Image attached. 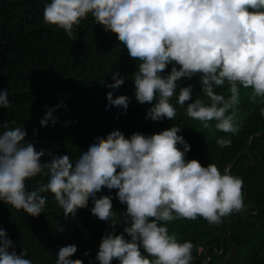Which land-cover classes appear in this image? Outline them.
<instances>
[{
    "label": "clouds",
    "instance_id": "obj_1",
    "mask_svg": "<svg viewBox=\"0 0 264 264\" xmlns=\"http://www.w3.org/2000/svg\"><path fill=\"white\" fill-rule=\"evenodd\" d=\"M89 14L94 23L114 28L136 61L131 79L135 100L150 105L145 119L173 120L178 105L213 135L231 134L216 137L219 147H227L241 128V89H250L251 103L264 104V0H43L44 23L70 39L74 26ZM197 74L200 93L193 99V85L180 86V81ZM111 77L105 107L126 111L130 98L113 97L125 77L118 70ZM225 86L227 94L217 91ZM8 97V89L0 91V107L10 106ZM59 107L45 106L39 124L55 125ZM259 112L264 117V106ZM10 123L14 126L0 124V201L36 217L46 206L44 193L53 195L65 215H75L91 197L89 211L111 230H105L88 264H112L113 259L118 264H192V241L170 233L168 222L201 217L219 225L243 207V179L227 167L222 172L215 163L186 159L191 146L177 134L178 125L147 135L134 131L129 137L119 129L97 133L73 158L37 150L25 139L24 124ZM44 156L48 159L42 161ZM38 175L46 179L26 185ZM102 186L116 189L115 197L126 205L119 233L112 194L97 196ZM76 248L74 241L59 244L51 264H84L70 255ZM0 264H33L25 249L17 254L2 227Z\"/></svg>",
    "mask_w": 264,
    "mask_h": 264
},
{
    "label": "trees",
    "instance_id": "obj_2",
    "mask_svg": "<svg viewBox=\"0 0 264 264\" xmlns=\"http://www.w3.org/2000/svg\"><path fill=\"white\" fill-rule=\"evenodd\" d=\"M73 32L70 39L62 29L44 23L43 0H0V91L9 90L10 102L8 108L0 107V124L9 122L13 127L10 123L13 120L24 124L25 139L34 143L37 150L50 149L56 155L67 152L74 158L97 133L107 135L119 129L126 137L134 131L147 135L173 124L181 127L177 134L191 146L186 159L195 158L204 166L215 163L223 172L254 134L264 132V117L259 112L264 104L249 101L246 93L250 89H241L238 106L241 128L231 136L232 143L227 147H219L216 137L231 134L213 135L198 121L187 117L178 105L173 120L145 119L150 105L135 100L131 79L137 64L116 30L104 27L101 22L94 23L89 14L74 26ZM170 68L171 65L164 72ZM113 70L125 77L124 83L113 90V97L130 98L126 111L111 105L105 107V92L111 87L107 82L112 79ZM188 84L193 85L194 99L200 93L198 74L181 79L180 86ZM217 91L227 94L226 86ZM175 99L174 96L173 104ZM57 104L60 107L53 113L57 123L52 125L50 121L42 127L39 121L45 106ZM228 168L244 182V204L239 211L224 217L219 225H209L201 217L168 222L170 233L180 240L192 241V264H264V135L257 136L252 146ZM41 179L46 178L38 175L26 181V185L34 186ZM116 191L102 186L97 196L112 194L113 218L121 221L116 225L119 233L123 230L126 205L115 197ZM42 195L48 200L43 213L36 217L0 201V227L14 242L17 254L25 249L33 264H51L58 245L74 241L77 248L70 255L88 264L95 257L105 230H111L109 224L89 211L91 197L87 205L77 206L75 215H65L50 192ZM58 225H63L62 230H56ZM85 250H89L88 256L84 255ZM112 264L118 261L113 259Z\"/></svg>",
    "mask_w": 264,
    "mask_h": 264
},
{
    "label": "water",
    "instance_id": "obj_3",
    "mask_svg": "<svg viewBox=\"0 0 264 264\" xmlns=\"http://www.w3.org/2000/svg\"><path fill=\"white\" fill-rule=\"evenodd\" d=\"M261 135H264V132H260V133H256V134H254L253 136H252V138H251V140H250V143L248 144V146L239 154V156L237 157V159L234 161V162H232V163H230V164H228L227 165V168L229 167V166H231V165H233L234 163H236L239 159H240V157L242 156V154L245 152V151H247L251 146H252V143H253V141H254V139L257 137V136H261ZM113 262V261H112Z\"/></svg>",
    "mask_w": 264,
    "mask_h": 264
}]
</instances>
